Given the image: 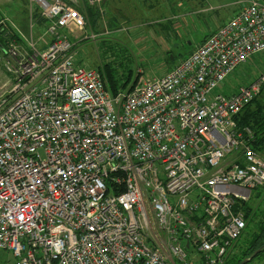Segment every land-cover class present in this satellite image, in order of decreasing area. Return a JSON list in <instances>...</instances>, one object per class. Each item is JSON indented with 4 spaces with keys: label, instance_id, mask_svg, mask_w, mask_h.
<instances>
[{
    "label": "built area",
    "instance_id": "built-area-1",
    "mask_svg": "<svg viewBox=\"0 0 264 264\" xmlns=\"http://www.w3.org/2000/svg\"><path fill=\"white\" fill-rule=\"evenodd\" d=\"M28 1L31 37L0 12V33L16 34L0 42V249L13 264H225L247 228L237 205L264 186V155L238 121L264 71L215 90L264 52V2L171 71L112 93L77 62L83 0Z\"/></svg>",
    "mask_w": 264,
    "mask_h": 264
},
{
    "label": "rangeland",
    "instance_id": "rangeland-1",
    "mask_svg": "<svg viewBox=\"0 0 264 264\" xmlns=\"http://www.w3.org/2000/svg\"><path fill=\"white\" fill-rule=\"evenodd\" d=\"M110 1H107L108 7L111 6ZM147 1L151 2L146 12L135 9L136 14L134 15L131 9L126 7L127 10L121 9V14L115 13V25H111L109 19L105 15H101L97 20L96 28H92L88 20L86 29L73 25V33H70L75 43L74 49L77 57L80 54V57L83 58L81 60L82 64H84V58L87 65L94 68H98L96 65L101 62L113 61L118 63L119 68H130L132 70V78L126 90L131 87L137 77L138 68L144 69V75L148 78L162 75L167 66L189 54L205 32L211 29L210 25L218 24L228 18L230 12L237 7V5H232L220 12H216L212 24L209 21L211 16L208 13L196 18L195 16L189 18L191 22L196 23L198 28L193 32L192 28L189 27V30L193 33L186 35L180 29L179 31H167L165 29L161 31V24L158 22L164 20V23L168 24L169 17L167 16L177 11V0H161V6L155 11L152 10L151 6L157 3L156 0ZM184 1L189 2V0ZM203 1L201 0V2ZM234 1L236 0H224V3L230 4ZM27 5L28 0H0V12L7 14L27 36L31 37V30L28 27L29 7L27 12L24 13ZM102 7H105L104 3ZM165 14L167 16H164ZM104 17L107 22L102 19ZM38 23H41L39 18ZM92 33L97 34L95 38L91 36ZM34 34L36 37L39 35L37 31ZM86 35L87 37H84ZM160 39L165 42V45L171 50L170 52L175 54L176 59H168L167 52L164 49L165 46L163 47L159 43ZM189 39L193 40L192 43H190ZM262 71H264V52L254 55L253 59L248 63L238 67L225 82L219 84L215 92L226 94L233 89L234 84L249 83ZM9 83L10 77L5 67V61H0V95L2 89H5V86ZM261 99L264 103V95H261ZM262 187L253 190L249 201L250 205L257 211L258 216L255 217V220L257 217L260 219L264 218V189ZM259 192L260 194L257 196ZM252 226L254 227L253 224ZM249 232L250 230L247 228L240 240V246H245L249 243ZM262 256H264V253L255 257L249 264H254ZM15 261L12 251L0 249V264H13Z\"/></svg>",
    "mask_w": 264,
    "mask_h": 264
},
{
    "label": "trees",
    "instance_id": "trees-1",
    "mask_svg": "<svg viewBox=\"0 0 264 264\" xmlns=\"http://www.w3.org/2000/svg\"><path fill=\"white\" fill-rule=\"evenodd\" d=\"M29 2V1H28ZM80 10L85 13L88 17L89 24L92 28L97 27V20L101 16L97 6L87 3L86 0H83L82 3L78 6ZM28 5L24 10V13L27 12ZM41 23L45 22L44 19L39 18ZM9 28H6L4 33H0V42H6L5 33ZM8 36L15 37V33L8 32ZM122 68V67H121ZM105 75V79L109 84V88L112 93H117L120 89H126L127 85L131 80V72L129 68L119 69L118 63L113 61L105 62L103 66L98 68ZM135 82V81H134ZM134 84V83H133ZM261 95H264V86L260 94L250 103L239 115V124L242 126H249L254 130L255 139H254V148L261 154L264 155V103L262 102ZM260 192L257 194L259 196ZM249 200L242 201V203L237 205L238 210H242L245 214L247 220V228L250 230L249 243L245 246H240V240L244 236L245 232L238 240L235 245L234 251L230 254L225 264H239L242 260L251 257L255 251L262 248L261 252L258 253L255 257L264 253V218H256L257 211L249 203ZM254 225V227L252 226ZM251 226V227H250ZM246 228V229H247ZM237 247V250H236ZM255 257H253L247 264L252 262Z\"/></svg>",
    "mask_w": 264,
    "mask_h": 264
},
{
    "label": "crops",
    "instance_id": "crops-1",
    "mask_svg": "<svg viewBox=\"0 0 264 264\" xmlns=\"http://www.w3.org/2000/svg\"><path fill=\"white\" fill-rule=\"evenodd\" d=\"M107 1L108 0H103L102 5L104 3L105 7H104V11H105V17H107L109 19V22L111 25H115V21H116V14H121L122 11L121 9L124 8V10H127L126 7H128V9H131V11L133 12L132 14H136V10L139 11H148V5L151 1H147V0H111L110 4L111 6L108 7L107 6ZM161 0H156V4L152 5V10H158L159 7L161 6L160 2ZM177 11L175 13H172L171 15L167 16V14H165L164 16L169 17L168 19V24L164 23V20L162 21H158L159 24H161V31L163 29L167 30V31H173V30H177L179 31V29L181 30L182 33H186V35H189L191 33H193L195 31V29H197L198 27L196 26L195 22H191L189 18L195 16L198 17L202 14H209V16H211L210 18H212V20L209 21L211 22V24L213 23V17L215 15L216 12H220L221 10L225 9L226 7H231L232 5H237V7L232 10L230 12V16H228V18H226L225 20L219 22L218 24L215 25H210L211 29L209 31H206L204 36L198 41V43L194 46V48L192 50H194L195 48H197L199 45H201L202 43L205 42V40L211 35L213 34L221 25H223L225 22H227L228 20H230L232 17H234L235 15H237L241 9L246 5L247 2H249L250 0H236L233 3L230 4H226L224 3V0H204L203 2H201V0H189V2H185L184 0H177ZM262 2H264V0H261ZM136 9V10H135ZM103 15V16H104ZM102 18L104 19L105 22H107L106 18ZM208 24V23H207ZM45 24L39 23V28H38V33L40 31H43V27ZM189 27L192 28L193 32H191L189 30ZM190 43H192L193 40H190ZM85 42V40H84ZM159 43L164 47L165 46V50L167 52V57L168 59H176L175 54H173L172 52H170L171 50L168 48V46L165 45V42L163 40H159ZM45 45H41L40 48H45ZM192 50L189 52V54L192 52ZM172 54V56H171ZM189 54H187L186 56H188ZM181 57L180 59L177 60V62H173L171 65L166 67V70L164 71V73H162V75H164L165 73L171 71L172 69H174V67L179 63L180 60H182L184 57ZM253 59V58H252ZM83 58L77 57V62L82 64ZM107 62V61H106ZM105 62H101L99 64H97L96 66H98V68L100 66H103ZM248 63V62H247ZM87 67H90L87 65V62L84 58V64ZM94 68V67H92ZM119 69H124V68H119ZM130 69V68H129ZM141 70V71H140ZM160 75V76H162ZM146 77L144 75V69L142 68H138L137 69V77L135 78V82H133L134 84H132L131 86L135 85V83L137 82V80L141 77ZM131 77H132V72H131ZM156 77V76H155ZM131 81V80H130ZM226 81V80H225ZM224 81V82H225ZM251 81V80H250ZM248 82L242 83V84H234L233 85V89H231L230 92L226 93V95H231L233 93H235L239 87L241 85L247 84ZM109 86V84H108ZM224 94V93H223ZM262 189H264V186L262 187ZM254 264H264V256H262L261 258L257 259L255 261Z\"/></svg>",
    "mask_w": 264,
    "mask_h": 264
},
{
    "label": "water",
    "instance_id": "water-1",
    "mask_svg": "<svg viewBox=\"0 0 264 264\" xmlns=\"http://www.w3.org/2000/svg\"><path fill=\"white\" fill-rule=\"evenodd\" d=\"M261 250H262V248L258 249L257 251H255L253 253V255L251 257H248V258L242 260L239 264H247L253 257H255L258 253H260Z\"/></svg>",
    "mask_w": 264,
    "mask_h": 264
}]
</instances>
